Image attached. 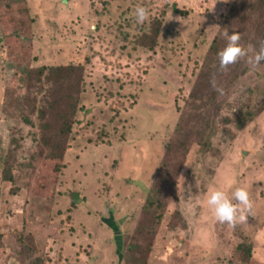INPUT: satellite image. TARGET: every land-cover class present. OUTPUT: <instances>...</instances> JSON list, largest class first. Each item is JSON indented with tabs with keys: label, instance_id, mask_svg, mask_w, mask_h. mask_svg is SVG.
Listing matches in <instances>:
<instances>
[{
	"label": "rangeland",
	"instance_id": "374dc122",
	"mask_svg": "<svg viewBox=\"0 0 264 264\" xmlns=\"http://www.w3.org/2000/svg\"><path fill=\"white\" fill-rule=\"evenodd\" d=\"M0 6V264H264V0ZM224 33L246 55L219 74ZM237 187L251 213L217 221L208 194Z\"/></svg>",
	"mask_w": 264,
	"mask_h": 264
},
{
	"label": "clouds",
	"instance_id": "9594fccd",
	"mask_svg": "<svg viewBox=\"0 0 264 264\" xmlns=\"http://www.w3.org/2000/svg\"><path fill=\"white\" fill-rule=\"evenodd\" d=\"M134 18L137 24H142L147 19V11L143 6H137L134 9ZM227 42L223 49L218 51L217 58L219 61V68L224 69L228 65L233 64L238 58L245 56V50L239 45L240 36L238 33L227 34ZM264 61V40L260 42L258 51L248 57V63L253 67L259 65ZM213 87H215V81H212ZM234 199L241 207L237 208L231 200ZM207 205L211 209L214 218L229 225L234 224L237 220L243 222L246 219L245 213L250 214L252 210V203L249 199V194L245 188L237 187L231 193V199L221 190L211 191L206 200ZM239 211V215L237 214Z\"/></svg>",
	"mask_w": 264,
	"mask_h": 264
},
{
	"label": "trees",
	"instance_id": "16d2710c",
	"mask_svg": "<svg viewBox=\"0 0 264 264\" xmlns=\"http://www.w3.org/2000/svg\"><path fill=\"white\" fill-rule=\"evenodd\" d=\"M1 10L3 11L4 9L2 8V6H0ZM174 12H178V8L176 7V9H174ZM238 61V59H237ZM44 71L46 69H43ZM54 70V69H52ZM219 74H222V69L219 68ZM210 88H213L212 85L209 86ZM213 96L211 100H206L205 102V96L207 98V96L209 94H207L206 89L205 91H203L202 94V98L203 101H201L200 103H197V99L198 98H194L195 100V104H190L188 108L183 109L182 110V118L179 121V125H177V136L175 138V141L178 143L180 142V139L182 138L183 142V146L184 148H186V151L189 150V148L187 147V143L189 142V144H192V142L195 141H201L204 143H207V139H209L211 137V134H208L205 137V133H206V128H210V123L211 120L205 121L204 120V116L207 112L209 113H214V116L217 115V110L219 108V105H217V98H216V91L212 92ZM193 107V110H195V114L193 116H188L186 117V113L184 115V112H191V108ZM212 132H214V130H211ZM171 150H174L177 147L176 143H173V145H171ZM185 151V152H186ZM186 155V154H185ZM61 160V157L59 156H51L49 158V162L51 164H59V161ZM116 230H118V228H116ZM119 247H121L120 243H119ZM251 253V250H250Z\"/></svg>",
	"mask_w": 264,
	"mask_h": 264
}]
</instances>
